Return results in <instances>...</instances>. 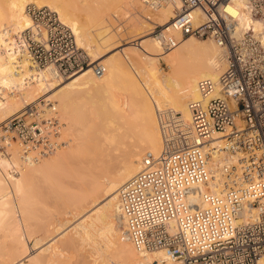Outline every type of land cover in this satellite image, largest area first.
Wrapping results in <instances>:
<instances>
[{
	"label": "bare ground",
	"instance_id": "1",
	"mask_svg": "<svg viewBox=\"0 0 264 264\" xmlns=\"http://www.w3.org/2000/svg\"><path fill=\"white\" fill-rule=\"evenodd\" d=\"M29 3L47 6L58 13L60 21L72 29L79 47L85 48L89 56L93 55L88 68L58 78L49 69L33 66L25 53L12 50L15 34L31 23L25 12ZM140 4L152 13L141 10ZM235 6L239 27L253 29L264 44L263 22L251 16L243 1L236 0ZM196 13L197 20L201 19L202 12L198 9ZM174 15L171 5L152 10L142 0H0V125L41 103L37 108L46 117L56 109L61 122L59 139L63 143L55 152L34 161L23 156L15 134L5 132L3 124L0 126V231L5 230L4 236L10 241L9 244L4 242L5 245L1 243L3 247L0 245V257L3 253L4 257L10 256L9 262L4 258L0 259V264H53L51 260L54 259L48 261V250L54 254L57 251L55 255L50 251V257L72 256L74 246L78 247L79 254L77 252L73 258L78 259L82 252L83 262L88 260L86 264H183L170 261L162 251L138 252L126 236V223L119 204L120 188L133 180L145 158L157 157L163 150L158 112L173 108L191 124L190 102L205 103L221 95L219 88L203 95L197 83L208 78L219 85V78L227 67L225 50L212 38L200 40L194 36L184 38L170 50L165 49L155 29L161 27L164 33L180 38V33L171 27ZM120 16L131 20V28L122 30L116 25ZM152 23L157 24L153 27ZM114 49L118 51L111 57L118 56V62L106 60L102 64L106 68L104 74L97 75L94 65L101 64L99 59ZM140 50L146 60H141ZM162 61L167 64L168 72L159 66ZM102 88V101L86 99L92 89ZM102 112L103 121L99 117ZM100 120L103 123L105 120L108 131L113 132V136L108 132L102 134L104 138L112 136L108 139L115 142L109 141L113 146L118 142L115 148H109L108 139L105 140L109 147L102 146L105 143L103 135L101 138L99 130H93L97 123L102 125ZM114 122H118V133L110 129ZM92 131L100 134L95 136ZM210 143L223 149L212 151L210 165L215 177L210 185L201 186L202 191H215L222 182L223 173L233 171L240 162V153L224 148L223 134L216 133ZM34 186L40 195L36 194ZM48 192L59 203L70 207L69 211L65 209L66 213L62 212L70 218L50 221L54 226L60 224L56 230L45 224L49 227L44 229L46 239L50 240L38 246L36 241L39 242L41 236H33L35 231L28 227L25 229L29 236L24 235L21 225L24 221L25 226L34 223L33 210L37 208L34 205H42V210L50 212L56 201L48 207L45 201ZM35 195L40 199L34 198ZM36 237L39 239L35 240ZM41 238L43 242L39 243L46 242ZM30 239L34 241L33 246ZM57 241L61 243L58 247H62H56ZM54 243L58 250H53ZM50 245L54 248L50 249ZM90 246L96 250L89 252ZM81 247H90L88 253ZM83 250L87 254H83ZM93 252L99 256L89 261ZM68 262L66 264H71ZM83 262L80 264H85ZM256 264H264V254Z\"/></svg>",
	"mask_w": 264,
	"mask_h": 264
},
{
	"label": "built area",
	"instance_id": "2",
	"mask_svg": "<svg viewBox=\"0 0 264 264\" xmlns=\"http://www.w3.org/2000/svg\"><path fill=\"white\" fill-rule=\"evenodd\" d=\"M142 1L152 10L174 7L171 27L180 38L158 30L165 49L189 36L212 38L225 50L227 67L219 85L208 78L197 83L203 95L217 88L221 95L190 102L191 124L173 108L158 112L163 150L145 158L133 180L119 190L126 236L138 252L162 251L172 262L256 264L264 254V44L253 29L239 27L236 0ZM241 1L264 24V0ZM25 12L31 23L15 34L12 50L58 78L91 65L56 11L29 3ZM94 70L102 75L106 68L98 63ZM39 104L2 125L15 134L23 156L34 161L63 144L56 109L46 117ZM216 133L223 134L225 149L241 154L240 162L223 173L215 191H202L214 181L212 151L223 149L211 146Z\"/></svg>",
	"mask_w": 264,
	"mask_h": 264
},
{
	"label": "rangeland",
	"instance_id": "3",
	"mask_svg": "<svg viewBox=\"0 0 264 264\" xmlns=\"http://www.w3.org/2000/svg\"><path fill=\"white\" fill-rule=\"evenodd\" d=\"M144 8H145V7H143V5L140 4V9H141V10L146 11V13H148V14L151 12L149 9H146V8L144 9ZM151 13H152V12H151ZM155 24H157V23H152V26L155 25ZM116 25L119 26V27H121L122 30H128L129 28H131V20L128 19V18H125V17H123V16H120V17H118V21L116 22ZM153 27H154V26H153ZM153 29H154V28H153ZM155 30H156V33H157L158 30H161V27H157ZM156 33H155V34H156ZM155 34H153V35H155ZM198 39H200V38H198ZM200 40H208V39H200ZM84 49H85V48H84ZM86 51H87V50H86ZM116 51H118V49H114L113 51H110V52H108V53H105V55H104L105 57H101V60L99 59L98 62L101 63V61H102L101 64H103V62L105 63L106 60L108 61V59H112L113 62H118V56L115 57V58L111 57ZM92 56H93V55H91L90 57H91V60L93 61ZM140 56H141V60H146V59L144 58V57H145V54H144L141 50H140ZM103 60H104V61H103ZM159 66L162 67V69H163L164 71H167V72H168L169 68H168L167 64H166L164 61H162L161 64H160ZM114 81H115V80H114ZM115 82L117 83L118 80H116ZM92 90H93V91H92ZM92 90H91L90 93H87V95H86L87 98H86V99L91 98L93 101H94V99H95L96 101H97V100L102 101L103 98H104L103 88H102V89H92ZM37 103H38V102H37ZM56 103H58V102H56ZM101 115H102V117L104 118L103 112H102V114L100 113V116H99L100 118H101ZM99 117H98V118H99ZM98 118H97V119H94V120L97 121ZM103 118H101L102 121H103ZM94 120H93V123H94ZM101 120H100V122H102ZM105 122H106V121L104 120V123H105ZM96 123H97V122H96ZM104 123L102 122V125H100L99 123H97L99 126H98L97 124H96V125H97L98 127L101 126L102 129L105 127V129H106L105 131H104V129H103V130H102L101 128L99 129L98 127H96V125L93 126V128L95 127L94 129L92 128L93 130H95L96 128H97V130H99V131H97V130H96V131L101 133L100 137L104 134V132H106V133L108 132V134H109V133H110V134H111V133L113 134V132H111V130H110V132L108 131L109 128H107V126H105ZM2 124H3V123H2ZM2 124H1V125H2ZM94 124H95V123H94ZM1 125H0V126H1ZM103 125H104V127H103ZM64 126H65V125H64ZM110 129H113L115 132L117 131V133H118V122H114V127H112V128L110 127ZM62 130H63V129H62ZM113 130H112V131H113ZM97 132H96V133H93V131H92V134H96L95 136H98L100 133L97 134ZM102 133H103V134H102ZM112 134H111V135H112ZM111 135L108 136V135L106 134L105 137L108 136V138H109V137H112L114 134H113L112 136H111ZM115 136H116V135H115ZM117 136H118V135H117ZM102 137L104 138V135H103ZM102 137H101V138H102ZM61 138H62V137H61ZM96 138H97V137H96ZM108 138H104L103 141H104L105 139H108ZM99 139H100V138H99ZM115 139L118 141V138H117V137H115ZM96 140H97V139H96ZM100 141H101V143H102V139H100ZM107 141H108L109 144L107 143ZM107 141L105 140V143H102V146L106 147V145L108 144L109 146H111V147H109V146L107 145L109 148H115L114 146H115V145H118V142H117V141H116L117 144H115L114 146H113L112 144H114L115 142H112V141H110L109 139H108ZM109 141L112 142V144H110ZM98 142H99V141H98ZM99 143H100V142H99ZM101 143H100V145H101ZM105 144H106V145H105ZM49 157H50V156L45 157V158H49ZM36 182L38 183V181H35V184H36ZM35 184H34V185H35ZM38 184L40 185V182H39ZM38 184L35 185L36 188H37V186L39 187ZM35 186H34V188H35ZM40 186H41V185H40ZM36 188H35V192H36ZM38 189H39V188H38ZM37 193L39 194L38 190H37L36 194H37ZM50 194H51L50 192H48V193L46 194V196L48 195V198H47V199H46L44 196H43V198H42V196H41L42 200H44V198H45L46 203L48 202V203H47V204H48V207H50V206L52 205V203H54V201H56V202L54 203V205L51 206V208H50V212H49L48 210H45L44 208H43V210H42V208H41L42 205H40L39 207H38V205H37V206L34 205L35 207H37L36 209L33 208V209H35V210H33V212H35V215H34L35 217L33 218V222H34V223L31 224V223H32V222H31V223H30V224H31L30 226H29V225H28V226H25L26 222L24 221V224L21 225V227H22V231H23L22 233H23L24 235H28V234H29V233H28L29 231L27 230V233H28V234H27V233H26V229H25V228L28 227V229H29L30 231H31V230H34V231H35V232L33 233V236H37V237H40V236H41V237H43V239L46 240V242L44 241V243H39V242H43V241L41 240L42 238L40 237V241H39V242L36 241L38 244H40V245L37 244L38 246H41V244L43 245V244L49 242V240H50V239L48 240V238L46 239V235H47V233L45 232L44 229H45V228H49V227H47L45 224H50V223H49L50 221H52V223L55 222V221H60V220L65 221V220H64L65 217H66V218H67V217L70 218L69 215L64 216L65 213H66L65 211H66V210L69 211V210H70V207L68 206V207H69V208H68V207H67V204L62 203L61 201H60V203H59V202H58L59 200H58V199L55 200L56 198H55L53 195L49 196ZM39 195H40V194H39ZM39 195H38V196H39ZM33 196H34V195H33ZM51 197H52L54 200H53ZM34 198H36V199H37V198L40 199V196H39V197H36V195H35ZM47 200H48V201H47ZM58 203H59V204H58ZM62 204H63L64 206L66 205V206H65L66 208L63 207ZM49 205H50V206H49ZM57 206H58V208H57ZM53 207H54V208H53ZM55 207H56V208H55ZM67 208H68L69 210H68ZM65 209H66V210H65ZM44 211H45V212H44ZM60 211H61V213H60ZM36 212H37V214H38V212H39V214L37 215ZM46 212H47V213H46ZM62 212H65V213L63 214ZM46 214H47V215H46ZM36 215H37L38 217H37ZM45 215H46V216H45ZM60 215H61V216H60ZM43 216H44V217H43ZM47 216H48V218H47ZM57 216H58V217H57ZM39 217H40V218H39ZM23 218H24V217H23ZM37 218H38V220H37ZM56 218H57V219H56ZM58 218H59V219H58ZM24 219H25V218H24ZM24 219H23V220H24ZM42 221H44V222H42ZM19 223L21 224L20 221H19ZM42 223H43V224H42ZM40 224H41V225H40ZM55 224H56L57 227L54 226V225H51V224H50V225L53 226L52 228H54V229H55V228H57V229L60 228V227H58V226H60L59 223H58V224L55 223ZM50 225H49V226H50ZM61 225H62V224H61ZM45 226H46V227H45ZM65 226H66V225H65ZM65 226H63V228H65ZM61 227H62V226H61ZM30 228H32V229H30ZM39 228H41V229H39ZM42 228H43V229H42ZM37 230H38L39 232H38ZM55 230H56V229H55ZM41 231H42V232H41ZM0 232H1V234H0V235H1L0 245H1V247H3L2 244H3L4 242H5V244H7V243L9 244L10 241L7 239V236H4V234H5V230H4V232H3V231H0ZM6 232H7V231H6ZM2 233H3V234H2ZM35 233H36L37 235H35ZM2 235H3V236H2ZM28 236H29V235H28ZM37 237H36L35 240L39 239V238H37ZM44 237H45V238H44ZM99 237H100V236H98V239H99ZM2 238L4 239V241H3ZM62 238H63V237H62ZM6 240H7V241H6ZM30 240H31V239H30ZM8 241H9V242H8ZM109 241H110V240H109ZM60 242H61V240H60ZM60 242L57 241V246H56V247H58V245H59ZM62 242H63V241H62ZM101 242H102V241H101ZM1 243H2V244H1ZM29 243H30L31 246H33L34 241L31 240ZM64 243H66V242H63V244H64ZM102 243H103V245H105V242H104V241H103ZM107 243H108V242H107ZM5 244H3V245H5ZM35 244H36V243H35ZM60 244H61V243H60ZM37 245H36V246H37ZM52 245L55 247V243L52 244ZM52 245H50L51 247L49 246L50 249H53V248H54V247L52 248ZM90 245H92V243H91ZM107 245H108V244H107ZM105 246H106V245H105ZM56 247H55L53 250H58V249H56ZM59 247H62V246L60 245ZM59 247H58V248H59ZM90 247H91V248H90ZM90 247H83V248L81 247V250H82V249L87 250V249L90 248L89 252H91V249L96 250V249H94V248H95V247L97 248L96 245H95V247H94V246H90ZM99 247H101V246L99 245ZM73 248H74V249H73ZM73 248H71V249H73V251H72L73 253H72V254H73V255L75 254V255L77 256V255L79 254V252H78V247L76 248V246H74ZM67 249H68V248H67ZM47 250H48V247H47L46 251L44 250V253H47ZM68 250H69V249H68ZM68 250H67V251H68ZM81 250L79 249V251H81ZM84 250H83V251H84ZM1 251H2V250H1ZM48 251H49V254L47 253V255L49 256V260H48V259H47V260L50 261V258L54 259V261L57 260L56 262H54L53 260H51V262H53V264H55V263L57 264V263H59V261H60L61 263L63 262L62 264H66L68 261H69L68 263L71 262V264H74L73 262H76L75 264H77V263L80 264V263L83 262V259H82V258H84V257H82V256H83V255H82V252H80L81 254L79 255L81 258L78 257V259H77V257H75V259H77V261H76V260L73 258L74 256L71 254V252L68 253L67 251H65V252H67L68 254H71L72 256H70V255L67 256V254H66L65 252H63V254L65 253L66 256H67V257H66V256H65V257L62 256L63 259H62L61 256H59V255L57 254L58 257H60V259H59L57 256H56V258H55L54 256H51V257H50V253H51V252L53 253L54 251H52V250H48ZM50 251H51V252H50ZM69 251H71V250H69ZM56 252H57V251H55V254H56ZM77 252H78V254H77ZM44 253H41V254L43 255ZM52 253H51V255H52ZM58 253H59V252H58ZM84 253L87 254V253H88V250H87V253H86L85 251L83 252V254H84ZM94 253H95V252H93V254L91 255L92 258H88L89 261H90V259H91V260L94 259L95 256H97V258H98L99 255H97L96 253L94 254ZM53 254H54V253H53ZM55 254H54V255H55ZM98 254H99V253H98ZM3 255H5V254L3 253ZM3 255H2V257H0V259H4V258H5V259H6V262H7V261L9 262V260H10V256H9V258H8L7 255H6L5 257H4ZM44 255H45V254H44ZM47 255H46V256H47ZM60 255H61V253H60ZM81 255H82V256H81ZM48 256H47V258H48ZM43 257H44V256H43ZM53 257H54V258H53ZM71 257H72L73 259H72ZM88 257H90L89 254H88ZM93 257H94V258H93ZM40 258H41V256H40ZM57 258H58L59 260H58ZM65 258H66V259H65ZM70 258H71V259H70ZM79 258H80L81 260H80ZM97 258H95V259H97ZM43 259H46V258H43ZM61 259H62V261H61ZM64 259H65V260H68V261H66V263H64V262H65ZM70 260H71V261H70ZM73 260H74V261H73ZM79 260H80V261H79ZM84 260L86 261V259H84ZM85 261H84L83 263L86 264V262H87L88 260H87L86 262H85ZM93 261H95V260H93ZM61 263H59V264H61Z\"/></svg>",
	"mask_w": 264,
	"mask_h": 264
}]
</instances>
